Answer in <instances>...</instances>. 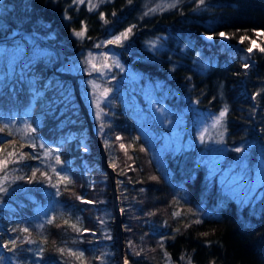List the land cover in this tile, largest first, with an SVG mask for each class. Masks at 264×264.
<instances>
[{"label":"trees","instance_id":"obj_1","mask_svg":"<svg viewBox=\"0 0 264 264\" xmlns=\"http://www.w3.org/2000/svg\"><path fill=\"white\" fill-rule=\"evenodd\" d=\"M160 1L104 0L89 11L72 0H0V159L17 161L7 169L8 191L0 193L1 264H31L37 256L41 264H122L109 170L67 72L79 76L92 127L114 169L129 264H264V200L226 195L196 135L222 102L228 147L246 146L254 124L264 130V53L254 49L250 64L245 57L252 41L264 47V36L256 35L264 31V0H206L200 7L197 0H180L159 10ZM150 8L157 11L144 15ZM83 25L84 37H76L73 30ZM133 25L125 43L106 42ZM23 30L56 43L64 62L57 65L56 49ZM220 32L228 34L226 45ZM113 52L123 69L90 65L92 55ZM92 79L100 85L89 92ZM154 105L164 106L176 123L180 145ZM15 117L32 120L36 145L5 125ZM54 147L72 173L59 191L68 213L37 226L53 195L47 150ZM244 158L237 159L240 172Z\"/></svg>","mask_w":264,"mask_h":264},{"label":"rangeland","instance_id":"obj_2","mask_svg":"<svg viewBox=\"0 0 264 264\" xmlns=\"http://www.w3.org/2000/svg\"><path fill=\"white\" fill-rule=\"evenodd\" d=\"M168 2L169 0H162L157 3L158 5H156V8L165 9L169 4ZM92 3L99 4L101 2L100 0H92ZM85 4L90 7L88 3ZM131 36L132 32L129 34L127 39L123 40V42L125 43L128 41ZM226 42H228V38H221V43L226 45ZM255 43L257 44V42ZM239 45L240 44L238 43L235 47L239 48ZM150 46L154 49L159 46L158 39L154 38L153 43H150ZM251 47L255 49V45ZM253 53L254 51L252 53H248L247 48L245 49L247 64L255 62ZM89 63L91 66L95 65V68L96 66H100V68L103 69L105 68L103 67L104 65L117 66L118 63L119 67L123 69V64L121 63L118 55L114 52L108 56L98 54L92 55L89 58ZM87 83L90 86L89 92L97 91V87L100 85V82H98L97 79L87 80ZM224 107L225 104L222 102L220 109L212 116V122H208L203 128H197L196 135L201 144L198 149L199 153L209 160V164L211 165L210 173L211 175L217 176L219 185H222L224 188L223 190H225L223 192H225L226 195H233L237 198L239 197L245 202L255 203L264 200V130L262 129V126L254 124L255 137L251 141H248L246 146L241 147L242 151L237 152L235 151L236 148L228 147L225 143L227 132L226 116L220 123H216V118L219 116V113L224 109ZM154 114L157 117L164 119L169 115L164 106L158 105H154ZM182 117L184 118L185 116L182 115ZM4 123L12 132L20 135L24 140L30 142L32 145H36L37 135L35 132V125L30 118L27 117L24 119H18L15 117L4 120ZM167 123L171 125V134L176 137L179 143L178 145H180L182 143L181 134L176 136V123L169 118H167ZM191 139L192 138H190V140ZM201 141L206 143L202 145ZM85 144L86 147L84 148V151L87 149L85 152L90 153L92 151L93 144L88 140L85 141ZM47 156L48 168L54 175L53 195L50 203L45 208L41 209L39 216L34 221L37 226H42L45 222L51 220L55 215L68 213V210L59 200V191L60 187L64 183L68 182V180H72V173L65 164V161L60 157L59 150L57 148H48ZM240 156L245 157L243 159V162L245 163L243 165L245 166L241 172L238 171L241 166L238 167L239 160H237ZM57 157L61 163L56 162ZM250 160H253L252 163ZM53 169H55V171H53ZM248 169L249 171L252 169V172L249 173L248 171V173H246V170ZM61 177H67L68 180H62ZM110 202H114V197ZM200 211L201 210L199 209L198 212ZM69 216L72 217L74 222L78 220V215L76 213ZM115 220H117L116 217ZM30 263L41 264L39 256L30 261Z\"/></svg>","mask_w":264,"mask_h":264},{"label":"snow or ice","instance_id":"obj_3","mask_svg":"<svg viewBox=\"0 0 264 264\" xmlns=\"http://www.w3.org/2000/svg\"><path fill=\"white\" fill-rule=\"evenodd\" d=\"M100 2H103V0H100ZM179 2H180V0H175L174 3H170V4H168L167 7H168V8H174V7H176V5H177ZM72 3H73V4H85V3H88V4L90 5V7H89V11H91V10H93V9H95L96 7L99 6L98 3H92V0H72ZM129 3H131V0H129ZM205 3H206V0H197V7H200V6H202V5H205ZM159 10H163V9L161 8V9H159ZM154 11H157V9L150 8V9L148 10V12H145V13H144V15H148V14H150L151 12H154ZM113 15H115V14L113 13ZM101 17L103 18V14H101ZM66 18H67V17H66ZM105 22L107 23V21H105ZM134 27H135V25L128 27V28L125 29L123 32H121L119 35L115 36L113 40L108 41V43L121 44V43L123 42V40H125V39L128 38L129 34L133 31V28H134ZM86 31H87V27H86V25H83L79 31H77V30L74 29V30H73V34H74L76 37H80V38H82V37H84ZM254 31H255V30H254ZM218 35H219L221 38H228V34L225 33V32H220V33H218ZM232 35H235V33H233ZM256 35H257V36H264V31L256 32ZM207 38H208V39H213V36H207ZM247 39H248L247 34L241 36V37H240V43H243V42H244L245 40H247ZM251 43L255 45V41H252ZM255 49L258 50V51H260L261 53H264V47H260L259 45H255ZM253 51H254V48H253V47H248V48H247V52H248V53H252ZM117 66L119 67V64H118V63H117ZM92 67H93L94 70L99 71V69H96V68H95V65H93ZM103 67L107 68L108 66H107V65H104ZM244 67L247 68L248 65L246 64V65H244ZM256 95H259V93H257ZM98 106H99V105H97V107H98ZM227 111H228V108H227V105H225L224 109L219 113V116L216 118V123H220V122L223 120V118H224V117L226 116V114H227ZM97 116H99V113H97ZM33 131H34V129H33ZM41 147H43V145H41ZM124 147H125V146L122 144V145H121V148H124ZM85 151H87V149H85ZM235 151L240 152V151H242V149H241V148H236ZM7 155L10 157V156H13L14 153L9 152ZM21 159H23V156H21ZM16 162H17V161H9L7 158H5V159H0V169H3V170H4V175H3L2 178H0V193H6V192L8 191V187H7V182H8L7 169H8V166H9L10 163H16ZM56 162H57V163H61V161L59 160L58 157H57ZM53 171H55V169H53ZM42 175H43V174H42ZM35 177H36V170L33 171V173H32V177L30 178V182H31L32 179H35ZM61 179H62V180H68L67 177H61ZM68 182L71 183L70 180H68ZM78 199H80V197H78ZM87 203H92V201H87ZM179 214H180V213H173V215H179ZM51 222H52V221L50 220L49 223H51ZM65 223H68V222L65 221ZM101 223H103V221H101ZM196 223H200V221L197 220ZM70 227H71L73 230H75V231H81V229H79V228L77 227V224H76V223L71 224ZM13 231H15V229H14ZM23 231H24V232H27L28 229L25 228V229H23ZM83 231H87V229H84ZM204 235H207V233H204ZM109 238H110V237H109ZM9 243L12 244L13 248L16 247V241H15V240L10 241ZM28 243H34V241L29 240ZM130 244H131V242H130ZM4 247H8V245L5 244ZM9 250L11 251L12 249H9ZM39 251L42 253V252H43V249L41 248ZM58 251H59L60 253H63V252H64V249H63V248H60V249H58ZM69 252H71V254L74 255V256H76V255H79L80 257L83 256V252H79V253H77V252H75V251H72L71 249L69 250ZM136 254H139V253H136ZM165 255H167V253H165ZM124 264H128L127 259H125ZM189 264H191V261H189Z\"/></svg>","mask_w":264,"mask_h":264},{"label":"water","instance_id":"obj_4","mask_svg":"<svg viewBox=\"0 0 264 264\" xmlns=\"http://www.w3.org/2000/svg\"><path fill=\"white\" fill-rule=\"evenodd\" d=\"M22 33L27 34L33 38H36V39L42 41L44 44L56 49V51L58 52L59 57H60V60L57 62V65H60L64 62V60H65L64 59V51L62 50V48L57 46L56 43L49 41L44 35L36 32V31L23 30ZM65 77L66 78H72L74 83H75L76 92H77L80 104L83 108V112L85 113L88 121L90 122L91 132L97 140L98 150H99V152L103 158L102 164L105 168H107L109 170L110 180L112 183L113 194H114V202L112 203V207H113V210H114L116 218H117L116 223L119 227L118 233H119V238H120V244H119L120 260H121V263L124 264L125 259H127V251H128L127 243H126V230L124 228V219L125 218L121 213L120 198H119V193L117 190V183H116V177H115L114 169L107 164L106 150H105V147L103 145V142H102L101 138L94 132V129L92 127V121H91L87 106H86V104L82 98L81 93H80V89H79V85H78L79 76L67 72V73H65ZM127 261H128V259H127ZM128 264H129V262H128Z\"/></svg>","mask_w":264,"mask_h":264}]
</instances>
